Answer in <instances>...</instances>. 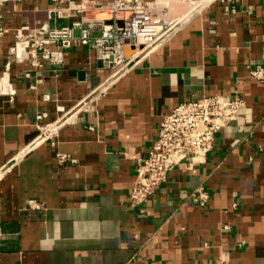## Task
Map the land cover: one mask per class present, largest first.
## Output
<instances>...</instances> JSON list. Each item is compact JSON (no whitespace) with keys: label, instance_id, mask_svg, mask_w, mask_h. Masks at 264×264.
<instances>
[{"label":"crops","instance_id":"crops-1","mask_svg":"<svg viewBox=\"0 0 264 264\" xmlns=\"http://www.w3.org/2000/svg\"><path fill=\"white\" fill-rule=\"evenodd\" d=\"M93 1L99 6L84 16L109 22L110 0ZM52 6L0 5L8 28L0 45V264H264V81L247 70L264 68V4L210 0L118 73L82 45L58 66L15 58L18 29L79 18H48ZM213 95L243 104L205 161L179 164L131 208L137 163L162 115ZM93 96L90 108L80 106ZM52 122L55 145L36 143L37 124ZM199 186L209 194L203 206L189 198Z\"/></svg>","mask_w":264,"mask_h":264},{"label":"built area","instance_id":"built-area-1","mask_svg":"<svg viewBox=\"0 0 264 264\" xmlns=\"http://www.w3.org/2000/svg\"><path fill=\"white\" fill-rule=\"evenodd\" d=\"M7 1L10 0H0V5ZM52 1L53 6L47 11L48 18H67L73 13L79 18L70 25L49 28L46 23H41L37 28L26 26L18 29L12 48L15 58L28 59L33 67L43 64L58 66L62 64L68 48L82 45L96 51V58L103 67L118 73L130 69L141 56L185 23L193 11L210 0H110L105 5L111 14L109 22L89 20L84 16V13L99 6L93 0L79 3L72 0ZM62 1H66L67 5L56 8L55 4L59 6ZM255 1L264 4V0ZM183 3L187 5L186 13H182L184 10L176 12V4ZM96 28L98 34L93 35ZM23 30L33 34L26 38ZM75 30H78L77 36ZM7 32L0 15V45ZM247 70L250 77L264 81L261 65L248 64ZM94 100L95 96L83 101L80 106L90 108ZM242 104L238 98L203 96L181 101L170 112L163 114L156 136L145 155L138 160L129 191L130 207L136 208L147 202L167 180L168 173L179 164L186 162L192 167L203 163L214 145L215 135L236 118ZM42 116L41 113L36 118ZM58 126L59 123L54 122L37 124L39 133L34 141H49L54 146ZM56 156L59 161L66 159L64 154L56 153ZM208 197L202 186L189 193L190 200L200 206L205 205Z\"/></svg>","mask_w":264,"mask_h":264},{"label":"rangeland","instance_id":"rangeland-1","mask_svg":"<svg viewBox=\"0 0 264 264\" xmlns=\"http://www.w3.org/2000/svg\"><path fill=\"white\" fill-rule=\"evenodd\" d=\"M159 1H161V0H159ZM55 6H56V8H60V6H63L62 4H60L59 6H58V4H55ZM186 4L185 3H183V4H176V7H175V11L176 12H178V11H182V10H184V11H182V13L184 14V13H186ZM197 11V10H196ZM193 12H195V11H193ZM192 12V13H193ZM61 19V18H60ZM184 21V20H183ZM170 35V34H169ZM156 47V46H155ZM154 49V48H153Z\"/></svg>","mask_w":264,"mask_h":264},{"label":"bare ground","instance_id":"bare-ground-1","mask_svg":"<svg viewBox=\"0 0 264 264\" xmlns=\"http://www.w3.org/2000/svg\"><path fill=\"white\" fill-rule=\"evenodd\" d=\"M157 1H159V0H157ZM161 1H165V0H161ZM162 37V36H161ZM161 37L159 38V39H161Z\"/></svg>","mask_w":264,"mask_h":264}]
</instances>
